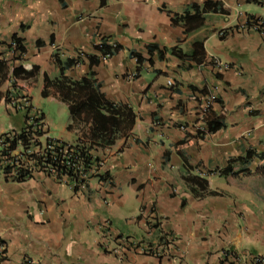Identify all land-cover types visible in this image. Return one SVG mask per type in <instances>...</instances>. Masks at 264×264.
<instances>
[{
	"label": "crops",
	"instance_id": "0c3cea01",
	"mask_svg": "<svg viewBox=\"0 0 264 264\" xmlns=\"http://www.w3.org/2000/svg\"><path fill=\"white\" fill-rule=\"evenodd\" d=\"M206 3L224 13L208 10L200 27L185 32L184 15ZM249 4L264 7V0H0V136L23 127L10 120L17 113L5 101L10 91L43 114L46 138L87 140L89 125L70 118L54 86L41 95L44 76L59 78L54 56L72 81L92 73L95 89L122 119H134L97 151L107 181L90 179L74 191L41 173L22 183L0 177V264H264V179L251 182L254 188L246 182L234 198L228 178L208 176L209 190L218 195L194 198L177 148L187 142L180 153L195 167L192 174L224 167L248 149L257 158L264 154V37L240 30L251 15L241 7ZM227 28L220 39L217 32ZM14 34L25 48L20 60L11 47ZM103 37L121 49L101 56L94 45ZM195 42H202L200 65L170 54L176 48L190 56ZM131 53L144 58L139 67ZM89 56L98 63L90 67ZM20 65L38 70L30 78L12 76ZM34 95L60 105L65 124L50 131ZM207 106L208 116L223 125L215 133L202 132ZM105 219L113 239L100 240L98 224ZM119 236L163 254L116 256L110 251Z\"/></svg>",
	"mask_w": 264,
	"mask_h": 264
},
{
	"label": "trees",
	"instance_id": "16d2710c",
	"mask_svg": "<svg viewBox=\"0 0 264 264\" xmlns=\"http://www.w3.org/2000/svg\"><path fill=\"white\" fill-rule=\"evenodd\" d=\"M208 10L212 13H224L221 6L218 4L206 3L202 8H196L195 14L191 15L187 13L184 15L183 21L185 32H190L197 27H200L203 24L201 14ZM245 20L246 29L251 28V25L254 23L257 24L258 22H262L264 24L261 19L252 15H248ZM172 23L176 24L174 20ZM22 29H24V26H21V30ZM229 31H231V28L220 30L218 37L220 39L224 38ZM100 41L99 44L94 45V49L98 51L101 56L111 57L121 49L118 44H110L108 39L104 37L101 38ZM11 47H13L14 52H18V55L14 59L20 60L21 56L25 53V48L22 45V39L16 34L11 37ZM152 48H155V46L151 45L148 47L149 55L152 52ZM193 48L194 51L190 56L182 54L176 48L172 49L170 54L178 59L188 58L189 60L194 61L197 65H200L201 55L203 54L202 42L193 43ZM131 55L136 57L137 65L139 67L144 58L135 53H131ZM196 55H199L200 57L196 58ZM160 58H163V54H160ZM87 59L90 67L96 65L99 61L97 56H89ZM54 61L57 66H59V78L50 81L44 76V88L41 95L46 97L48 87L54 86L59 94L60 100L67 105L70 118L83 123L85 126L89 125L87 140H84L85 137H82L72 143V145H75L74 147H69V143L46 138L43 114L38 111H31L32 108L29 105V100L26 96H19L9 91L5 94V101L12 105L15 111H24V125L19 131H9L0 136V177H2V174L6 175L5 177H2L4 180L22 183L31 179L33 175L37 173L36 169H42L44 167L55 171V175L59 179L66 177L70 181L86 186L89 180L81 179L74 174L70 168L60 162L62 153L64 151L68 152L73 148L72 150L77 154V158L80 159L83 164V169L87 172L96 166L98 162H102L101 158L97 155L98 149L110 145L118 133L131 128L134 123V119H122L119 108H117L114 103L104 99L97 89H95V81L90 78L92 73L89 74V77H82L79 80L72 81L64 76V69L61 67L60 61L56 56H54ZM147 61L149 65L152 64L150 58ZM2 63H4V61L0 60V66ZM74 63H77V60L69 61V64ZM138 67L136 73L139 70ZM37 70L38 68L36 66L20 65L13 68L11 74L17 78H30ZM24 102L27 103V106L23 105ZM208 113L209 106L203 110V115H206V118H203L205 120V128L202 132L215 133L219 131L223 125L218 118H210ZM44 143L50 148V150L56 152L55 158L50 156L49 149L46 150L43 155L37 156L35 154L34 150L41 148ZM186 143L187 142L184 141L177 143V148L184 167V175L182 176V179L194 198H202L205 195H218L217 192L209 190L206 178L208 176L213 175L220 178L230 177L237 179L241 176L249 177L254 175L264 179V154H260L257 158L255 152L251 149L246 150L245 154L241 157L230 159L224 167L206 171L198 170L197 174H192V172L195 171V167L190 166L187 159L180 153L181 148L185 146ZM26 149H31V154H27L25 151ZM15 150L19 151V155L16 158L12 156V153ZM255 158L259 160L260 164L254 171H250L247 166ZM29 160L34 161L35 170L28 166L27 162ZM98 175L100 180L106 181L109 179L107 171H102V173L99 172ZM78 184H76V186ZM73 190L78 191L79 188L74 187ZM181 206H184V200L181 201ZM3 253H5V250H3ZM226 254H230V251L226 252ZM231 256L235 258L236 254L231 252ZM0 260H3V258H0Z\"/></svg>",
	"mask_w": 264,
	"mask_h": 264
},
{
	"label": "built area",
	"instance_id": "2783aa9c",
	"mask_svg": "<svg viewBox=\"0 0 264 264\" xmlns=\"http://www.w3.org/2000/svg\"><path fill=\"white\" fill-rule=\"evenodd\" d=\"M246 21V20H245ZM245 21L242 23V25L240 26V30L241 31H250V32H255V33H259V35L264 37V24L262 22H258L257 24H253L251 25V28H247L245 27ZM261 31V32H258ZM108 57V56H106ZM105 57V58H106ZM16 103V102H15ZM24 106H27V103L24 102L23 103ZM12 107V105H10ZM14 108V107H12ZM72 143H69V147H74L75 145ZM50 150L49 147L46 146V144H42L41 148H37L36 150H34L35 154L37 156L43 155L44 152L46 150ZM73 149V148H72ZM70 150L68 152H63L61 157H60V162L62 164H64L66 167L70 168V170L76 174L77 176H79L81 179L84 180H90V179H95L97 181H101L99 178V172L102 173V168H103V162H98L96 166H94L91 170L85 172V170L83 169V164L80 161V159L77 158V154H75V152L73 150ZM27 154H31V149H26L25 150ZM19 155V151L15 150L12 153L13 157H18ZM50 156L52 158H55L56 156V152H54L53 150H50ZM2 162V160H1ZM28 166L30 168H32L33 170H35V165H34V161L33 160H29L28 162ZM96 167V168H95ZM37 173H41L47 176H51L54 179L58 180V181H62V182H68L70 185V188L73 189L74 187H78L79 190L82 189L84 187V185L82 184H78L76 182L70 181L69 179H67L66 177H63L61 179L56 177V173L53 170L47 169V168H42V169H36ZM13 174V173H12ZM2 177H5L6 175H1ZM7 178V177H6ZM107 181V180H106ZM76 184H78L76 186ZM117 243H116V247H114V249H112L110 252L115 254L116 256H121L124 257L126 256V254L128 253H145V254H151L153 256H157L158 254L162 253V250L156 249V248H152V247H148V246H144L141 242H137L131 239H127V238H117ZM161 251V252H160ZM4 254H3V247L0 244V258H3ZM256 262H260V257L255 258Z\"/></svg>",
	"mask_w": 264,
	"mask_h": 264
},
{
	"label": "rangeland",
	"instance_id": "374dc122",
	"mask_svg": "<svg viewBox=\"0 0 264 264\" xmlns=\"http://www.w3.org/2000/svg\"><path fill=\"white\" fill-rule=\"evenodd\" d=\"M241 10L246 11V12H248L254 16L264 17V7L263 6H259L256 4H249V5L242 6ZM218 34H219V32H217V35ZM34 104H39L40 109L45 113V115L47 117V124H48L50 131L55 130L54 126H60V125L65 124V121L67 119V115H66V113L61 114V111L59 110V109H61L60 105L53 103L52 101L42 100V99H40V97L38 95H34ZM10 120L13 124V127H15L16 129H20L22 127V125H24V111H22V110L17 111L16 114L12 115ZM257 179H260V178L254 176V175L249 176V178H247L248 181L245 179H234V178L229 177L227 179V194H230V196L237 198L240 189L243 188L242 186L245 185L246 182H248L249 186H252V188H254L253 183H251V182H256ZM246 188H248L247 185H246ZM128 208H129V210H127V211H129L130 213H133L134 205H129ZM98 227L100 228V231H101V235L99 236L100 240L102 239L101 237L103 235H106V237H109L108 233H109V229H110L111 225H110V221L108 219H105L102 222H100L98 224ZM120 237L121 236H119L117 238H120ZM109 238H112V237H109Z\"/></svg>",
	"mask_w": 264,
	"mask_h": 264
}]
</instances>
